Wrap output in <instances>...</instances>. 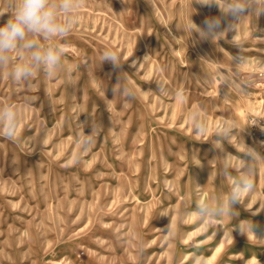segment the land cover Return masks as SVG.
Wrapping results in <instances>:
<instances>
[{
	"label": "rangeland",
	"instance_id": "rangeland-1",
	"mask_svg": "<svg viewBox=\"0 0 264 264\" xmlns=\"http://www.w3.org/2000/svg\"><path fill=\"white\" fill-rule=\"evenodd\" d=\"M83 5L66 38L74 85L64 72L40 73L30 85L0 73V106L14 103L21 111L15 139L0 132V264H264V164L256 190L242 194L238 217L209 225L185 214L198 200L231 190L245 163L241 139L264 154V131L248 126L264 118V15L254 21V35L245 19L236 33L218 37V50L189 23L191 16L202 27L205 18L220 15L215 5ZM109 47L130 57L121 69L99 65ZM229 53L246 57L239 70ZM202 58L219 60L244 91L224 86ZM122 71L130 77L122 84L135 87L134 100L114 97ZM181 89L183 101L176 96ZM31 96L38 97L34 104L26 102ZM194 108L207 120L205 133L195 130ZM225 120L245 129L221 152L211 142ZM93 122L103 130L85 148ZM225 152L231 176L223 172ZM170 220L172 237L162 231Z\"/></svg>",
	"mask_w": 264,
	"mask_h": 264
},
{
	"label": "clouds",
	"instance_id": "clouds-1",
	"mask_svg": "<svg viewBox=\"0 0 264 264\" xmlns=\"http://www.w3.org/2000/svg\"><path fill=\"white\" fill-rule=\"evenodd\" d=\"M196 2L206 6L215 5L219 9L220 15L205 18L202 27L197 26L191 16L189 17V23L192 25L191 32L198 33L201 40H209L216 44L218 50L221 49L218 37H226L228 32L236 33L238 26L245 19L251 21L249 29L254 35L258 30L254 21L264 15V0H196ZM83 6V0H0V20L7 16L5 22L0 24V73L17 85L21 83L30 85L33 78L40 73H43L45 77H52L64 72L68 82L74 85L71 69L65 60L66 38L79 22L80 10ZM230 43L239 48L241 53L246 50L242 44L237 45L234 39ZM229 56L237 70L245 64L246 57L243 55L233 57L229 53ZM129 58H124L119 50L109 47L100 55L99 65L108 62L113 69H121ZM202 60L214 68L216 79L220 80L224 86L244 91L240 84L221 70L219 60L210 58H202ZM135 65L136 61H133L132 66ZM123 80L130 83L128 73L122 71L117 83L112 88L114 97L119 94L127 101L134 100L136 98L135 87L123 85ZM157 83L159 90L165 93V86L162 83ZM176 96L181 101L185 99L182 89L176 92ZM25 99L28 104H34L38 97L31 96ZM105 101L107 103L106 96ZM191 116L195 130L198 133H205L209 125L206 118L201 116L200 110L194 108ZM20 119L21 111L16 104L6 103L0 106V132H3L6 138L15 139ZM262 120L264 118L254 119L248 126H259L264 131ZM244 129L234 121L225 120L216 128L215 137L211 142L213 148L224 152V143L230 142L233 135L240 136ZM102 130V123L93 122L91 124L90 134H86L82 140L85 148L94 143L95 138ZM241 140L244 146L241 158L245 163L239 169L240 177L232 185L231 190L226 196L220 198L208 197L198 200L195 203V208L186 211V215L195 214L201 222L209 225L216 221H222L226 216L238 217L237 206L241 205L242 194L245 192L251 194L256 190L257 168L264 164V154L247 145L243 139ZM230 155L231 153L225 152L222 157L225 161L223 172L227 176H231L227 163ZM159 215L169 217L168 212L164 210H161ZM245 223L248 222L245 221ZM248 226L249 230L253 231V223ZM238 228L240 233L244 234L243 226L240 223ZM162 231L168 237L174 235L171 220L166 231Z\"/></svg>",
	"mask_w": 264,
	"mask_h": 264
}]
</instances>
